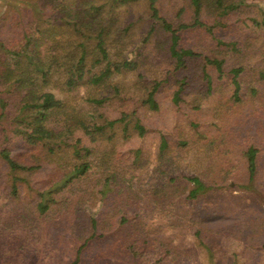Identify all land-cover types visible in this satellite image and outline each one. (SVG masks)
I'll use <instances>...</instances> for the list:
<instances>
[{"label": "rangeland", "instance_id": "1", "mask_svg": "<svg viewBox=\"0 0 264 264\" xmlns=\"http://www.w3.org/2000/svg\"><path fill=\"white\" fill-rule=\"evenodd\" d=\"M80 1L0 0V43L18 46L25 41L22 32L27 31L37 38L44 36L41 50L63 46L60 54L66 61L74 52L73 24H82ZM90 1L96 18L88 24L109 27L110 58L128 59L133 65L112 72L105 81L82 83L70 90L59 70L45 88L64 98L74 113L91 110L88 98L102 99L93 109L90 124L111 134L114 142L100 137L103 145L118 149L112 168L101 170L113 175L107 183L81 178L53 194L57 203L40 214L38 191L51 184L57 166H66L71 149L61 145L50 153L41 146L36 150L25 146L12 133L21 106L19 97L3 92L8 106L6 115L0 116V148L8 149L20 164L39 167L12 171L0 156V264H170L168 257L158 261L160 253L153 247L150 255V247L137 252L129 244L140 238L138 231L149 233L174 213V204L160 207L157 203L164 210L151 209L150 184L161 185L173 177L174 183L185 186L184 176L192 175L206 183L220 179L222 187L180 206L176 231L165 226L160 230L178 254L172 264H264V0H223L238 5L225 14L214 0H203L200 20L212 32L203 26L178 32L179 47L196 53L186 57L179 68L169 52V33L161 21L151 17L147 0ZM157 7L159 15L175 28L193 21L190 0H158ZM94 43L89 38L88 45ZM213 59L222 60L221 72L210 62ZM103 67L104 63L96 65L92 71L100 72ZM233 68H241L236 93ZM155 83L157 109L144 102ZM122 115L125 121L115 122ZM135 117L144 127L143 135L134 128ZM49 124L58 128L61 123L52 117ZM162 136L168 147L160 155ZM84 141L89 142L88 138ZM250 146L257 149L252 185L245 157ZM137 148L141 149L138 169L125 174V164L133 159L131 150ZM146 176L147 183H143ZM117 181L123 186L120 193L114 189ZM124 200L134 205H122ZM126 206L133 211L120 212ZM121 216L142 223L140 229L133 230V224L119 227L124 229L119 237L117 219Z\"/></svg>", "mask_w": 264, "mask_h": 264}, {"label": "trees", "instance_id": "2", "mask_svg": "<svg viewBox=\"0 0 264 264\" xmlns=\"http://www.w3.org/2000/svg\"><path fill=\"white\" fill-rule=\"evenodd\" d=\"M133 0H112V2L126 3ZM148 7L151 12V17L161 21L162 27L169 33V52L175 59L176 67H180L184 64L185 58L195 55L196 53L190 49H183L179 47L180 35L179 31L185 30L193 26H203L208 32H212V27L205 25L200 20V12L202 9L203 0H190L193 6V21L190 24L182 23L176 28L173 27L165 18L159 15L157 7L158 0H147ZM81 20L82 24H73L74 40L71 43L74 52L68 54L66 61H62L60 50L64 49L63 46L57 45L56 50H53V45H50L45 51L42 49L45 41L44 36L37 38L27 31L22 32V38L25 40L24 43L17 46H7L4 43H0V49L2 54L0 56V87L4 89L0 90V116L6 115L7 101L2 95L5 94H17L19 97V112L14 118V128L12 133L17 135L25 144V146L33 147L35 150L38 146L43 147L46 151L54 153L56 150L61 149V145H66L71 149V157L67 159L66 166H57L55 169V177L51 179V184L46 188L38 191L39 200L37 202L38 212L44 213L50 207L51 204L57 203L53 194L62 192L68 186L81 178H94L96 182L101 179L104 182H108L113 174L105 173L106 170L111 169V162L113 156H117L119 152L116 150V146L109 147L103 145L100 142V137L106 138L112 142L111 134H108L106 129L93 128L91 118H94L93 110L100 102L101 98H88V101L93 105L91 110L73 112L69 110V105L65 99L57 98L53 92L46 90V86L51 83L52 74L60 70L64 73V86L67 90L71 87L82 84H95L100 81L109 79L111 73L120 72L124 68H128L133 65L131 60L124 59L121 62L110 58L108 51L107 36L109 33V27L103 24H88L91 20H94L95 14H92L90 9H94L93 3L90 0H81ZM221 13L225 14L231 9H235L238 5L224 4L223 0H214ZM100 8V7H99ZM98 8V9H99ZM96 9V11L98 10ZM94 15V16H93ZM92 17V18H89ZM85 18H89L85 20ZM96 18V17H95ZM88 28V29H87ZM89 29L92 31L90 32ZM39 34L41 30H37ZM53 37V35H51ZM93 37L94 44L90 47L89 38ZM91 59L88 62V58ZM216 68L221 72L222 60L213 59ZM104 67L100 72L92 71V67L103 64ZM64 71V72H63ZM233 83L235 86V93L239 90V82L236 80L241 68H233ZM85 76V80L84 79ZM264 77V74L261 75ZM88 77V78H87ZM158 84L155 83L150 90L147 92V96L144 100L150 108L157 109L158 105L155 101L154 95L157 90ZM176 92V97L178 93ZM175 97V100L177 98ZM18 103V102H17ZM16 103V104H17ZM18 105V104H17ZM92 111V112H89ZM54 117L59 124L58 128L50 126L49 122ZM126 116L122 115L115 122L125 121ZM126 128V124L123 126ZM134 128L137 130L138 135H143L145 130L140 124V121L135 117ZM98 136V140H97ZM88 138L89 142H95L93 145H89V142H85ZM168 147V143L164 136L161 137L159 144V154L162 155L165 149ZM133 159L125 164L126 171L130 172V169L137 171L138 160L141 156V149H132ZM130 151V152H131ZM257 149L250 146L245 151V157L247 160V172H248V183L253 184L256 179L257 169ZM0 156L6 162L10 170H35L39 166L37 165H25L20 164L10 153L8 149L0 148ZM128 156V155H123ZM126 159L128 157H125ZM129 161V160H127ZM104 169L105 171L101 170ZM104 174L105 176L101 177ZM148 176L144 178L143 183H147ZM15 180V178H14ZM186 182L185 186L174 183L175 178L171 177L161 185L150 184L152 189L151 199L154 201V206L151 208L153 211H163L165 204H174L175 209L173 214H169V218L164 220L161 224H156L153 228L151 236L149 233L138 231L142 223H134L133 218L121 216L122 218L117 219V233L121 237L124 229H118L119 227L126 228L129 224L135 225V231H138V236L132 240L129 244V248L135 251V248L140 249L142 252L143 248L150 247V255H153V251L156 249L157 253H160L158 261L165 257L169 259L172 264L177 259L178 254L175 247L170 244V238L164 236L160 231L163 226L168 228L170 231H176V228L180 226L181 219L179 217L181 208L180 206L191 203L192 201L198 200L199 197L206 195L210 191L220 190L222 183L220 179L214 182L206 183L201 177L192 175L184 176ZM251 188L247 186L246 188ZM116 193L123 190L122 184H115ZM15 184H12V193H15ZM177 202V203H176ZM128 200L122 201L123 204L133 206L134 202L129 203ZM158 203V205H157ZM76 208L78 207V200L76 199ZM104 205V203L102 204ZM120 207V212L124 209V212H131V209ZM99 208V206L97 207ZM100 213L99 210L95 212ZM157 213V212H155ZM161 212L157 213L160 214ZM170 213V212H169ZM126 217V218H125ZM136 220V219H135ZM97 221V219H95ZM253 225V224H250ZM139 226V227H138ZM121 230V232H120ZM195 235L200 238V232L195 230ZM128 234H126V238ZM147 239V240H146ZM143 245L149 244L142 247L138 243ZM169 241V243L167 242ZM137 245V246H136ZM264 247V243L262 244ZM153 247V251L151 249ZM81 250V246L78 252ZM171 256V259H170Z\"/></svg>", "mask_w": 264, "mask_h": 264}]
</instances>
